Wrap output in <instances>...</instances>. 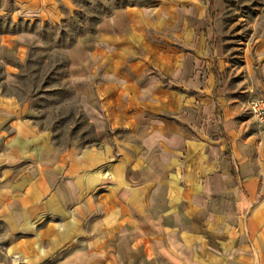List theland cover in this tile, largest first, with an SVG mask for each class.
<instances>
[{"label":"crops","instance_id":"obj_1","mask_svg":"<svg viewBox=\"0 0 264 264\" xmlns=\"http://www.w3.org/2000/svg\"><path fill=\"white\" fill-rule=\"evenodd\" d=\"M66 3L0 0V17L57 23ZM213 18L145 0L76 39L67 85L100 105L95 144L54 146L0 95V264H264L262 162L201 80ZM29 35L2 36L23 56Z\"/></svg>","mask_w":264,"mask_h":264},{"label":"rangeland","instance_id":"obj_2","mask_svg":"<svg viewBox=\"0 0 264 264\" xmlns=\"http://www.w3.org/2000/svg\"><path fill=\"white\" fill-rule=\"evenodd\" d=\"M67 1L70 11L62 8L64 19L48 22V29L41 21L14 23L0 17V95L29 102L32 123L58 148L73 142L95 144L105 125L100 105L67 85L69 76L82 77L84 72L76 69L67 74V60L62 67L61 52H66L64 47L70 39L80 32L86 36L84 32L115 7L141 5L145 0ZM210 15L214 17L210 22L213 38L201 55L205 56L201 80L206 84L207 97L215 103L211 113L227 115L228 110L235 124L230 122L227 128L236 125L241 137L252 136L250 144L262 162L258 170L264 175V119L259 121L250 110L252 103L259 102L264 111V0H212ZM19 33L30 34L21 39L23 56L18 55L17 42H5L2 36Z\"/></svg>","mask_w":264,"mask_h":264},{"label":"trees","instance_id":"obj_3","mask_svg":"<svg viewBox=\"0 0 264 264\" xmlns=\"http://www.w3.org/2000/svg\"><path fill=\"white\" fill-rule=\"evenodd\" d=\"M209 3H210V8H212V0H209ZM123 7H125V6H123V5H119V6L115 7V8L113 9V11H114V10H117V9H120V8H123ZM111 13H112V12L108 13L106 16H109ZM99 21H100V20H99ZM99 21H96V22H95V26L99 23ZM43 26H44V29H48V28H50V27H49V24H44ZM95 26H94V28H91L90 30L85 31L84 33H92V32H94V30H95ZM51 28H53V27H51ZM82 34H83V33L80 32V33H78V34L76 35V37H75L74 39H70L68 45H66V46L64 47V50H67L69 47H71V46L74 44V42L76 41V39H77L78 37H80ZM42 36H43V34L41 33V37H42ZM42 38H44V36H43ZM60 42H61V41H60ZM61 55H62L63 62H64L62 67H64V64L66 63L65 52L62 51V52H61Z\"/></svg>","mask_w":264,"mask_h":264},{"label":"built area","instance_id":"obj_4","mask_svg":"<svg viewBox=\"0 0 264 264\" xmlns=\"http://www.w3.org/2000/svg\"><path fill=\"white\" fill-rule=\"evenodd\" d=\"M250 110L253 113V115L259 120L262 121L264 119V111L263 106L259 102L252 103L250 105Z\"/></svg>","mask_w":264,"mask_h":264}]
</instances>
